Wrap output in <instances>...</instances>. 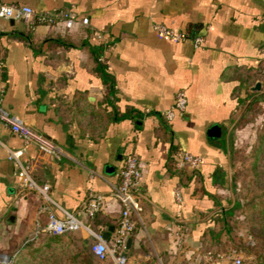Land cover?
<instances>
[{
  "label": "crops",
  "instance_id": "1",
  "mask_svg": "<svg viewBox=\"0 0 264 264\" xmlns=\"http://www.w3.org/2000/svg\"><path fill=\"white\" fill-rule=\"evenodd\" d=\"M0 2L76 18L67 29L60 21L33 25L0 16L3 105L65 154H43L0 124V253L35 231L41 204L33 191L20 195L7 147H25L22 159L50 184L52 198L93 229L110 222L109 236L121 217L113 186L133 151L143 183L126 264H214L208 250L218 251L222 264L237 256L241 264H264L244 249L254 242L244 224L232 225L230 210L237 198L233 154L244 132L236 120L264 88V0ZM155 23L205 38L195 47L192 37L172 40ZM181 89L186 110L166 121ZM213 123L219 137L210 135ZM181 150L201 164L180 167ZM99 195L101 221L94 223L82 205Z\"/></svg>",
  "mask_w": 264,
  "mask_h": 264
},
{
  "label": "built area",
  "instance_id": "2",
  "mask_svg": "<svg viewBox=\"0 0 264 264\" xmlns=\"http://www.w3.org/2000/svg\"><path fill=\"white\" fill-rule=\"evenodd\" d=\"M0 16L15 20L21 19L33 25L60 21L67 29H70L76 22V18L67 11L57 10L55 12L43 11L42 13H38L29 5H7V3L2 2H0ZM80 21L88 25L89 19L84 16ZM154 27L161 34L172 40L192 37L187 31L176 30L175 28L165 26L163 23H155ZM204 38L205 36L202 34L192 37L193 45L199 47ZM3 65L4 61L0 59V75L3 71ZM3 91H5V88L0 85V124L6 126L11 133L24 139L25 144H34L39 152L43 154L47 153L57 159L62 158L65 154L56 141L34 130L20 115L18 116L10 112L3 105ZM186 105L187 97L185 92L182 89L178 90L173 104L164 111L165 120H172L176 116L177 111L186 110ZM24 149L25 147L16 150L7 147L9 159L17 169L16 173L19 178L18 191L20 195L33 191L41 202L36 215V229L26 241L39 234H63L82 229L86 232L87 236L93 239L92 252L95 256L107 258L110 264H126L127 256H124L127 244L126 238L135 229L136 214L141 210L140 196L142 195L143 172L138 155L133 151L127 153L124 158V165L119 170L118 180L113 186L112 196L120 206L121 217L111 236L105 238L103 233L107 231V227L100 226L97 229H93L83 222V219L78 216L76 211H69L63 208L52 198L50 184L48 182H39L34 177L33 165L22 159L21 156ZM179 155L178 164L180 167L190 166L192 169H196L202 162L199 156L193 155L186 150H181ZM181 195V190L178 189L175 195L176 199L180 200ZM82 206L87 216L94 218V215L100 211V195L88 202L86 201ZM42 214H45L47 217V221L44 224L41 223ZM182 235H184V231L180 233V236ZM205 256L214 264H222V256L218 251L208 250ZM9 261L10 257L7 253H0V264H7ZM241 263V258L237 256L233 257L227 264Z\"/></svg>",
  "mask_w": 264,
  "mask_h": 264
},
{
  "label": "trees",
  "instance_id": "3",
  "mask_svg": "<svg viewBox=\"0 0 264 264\" xmlns=\"http://www.w3.org/2000/svg\"><path fill=\"white\" fill-rule=\"evenodd\" d=\"M261 136L257 146L255 147V162L252 165L254 169L253 181L258 187L253 192H248L244 195V204L236 198L234 204L231 206V212H236L240 208V213L245 216L244 223L247 225L248 234L250 239L254 242L251 246H246L244 249L247 252H254L257 255V260L264 263V164H258L260 154L264 155V127L261 131ZM94 223H99L101 221L99 212L94 215ZM107 228L110 222H105ZM73 232H67L63 234H52L44 238L45 234H39L32 239L24 242L25 246L34 245V241L39 238H44V242L49 246V253L42 260L41 264H98L96 262L97 256L92 252L94 245L93 239H91L87 234L82 235L83 237H78V240L82 243L79 244L75 240V235ZM101 261H110L107 258L99 259Z\"/></svg>",
  "mask_w": 264,
  "mask_h": 264
},
{
  "label": "rangeland",
  "instance_id": "4",
  "mask_svg": "<svg viewBox=\"0 0 264 264\" xmlns=\"http://www.w3.org/2000/svg\"><path fill=\"white\" fill-rule=\"evenodd\" d=\"M239 116L236 120L237 126H242L244 132L242 135V141L239 146L234 149L233 161H234V187L236 190L235 196L240 202L244 204V195L253 192L258 188L253 181L254 167L252 165L255 162L256 154L255 147L257 142H259L261 131L264 127V88L262 92L254 98L246 106H242ZM259 160L258 164H264V155L260 154L257 157ZM240 208L237 209L236 215L232 218V225L236 228L244 224L246 231L248 233L247 225L244 223L245 216L242 218L240 214ZM244 215V214H243ZM241 230V227L238 229ZM76 242L82 244L78 237H83L80 230H76L73 233ZM50 234L44 235L48 237ZM249 235V234H248ZM44 238H39L34 241V245L25 246L22 244L19 248L15 250L8 251L7 254L10 257V261L7 264H41L42 260L48 255L50 249L49 246L44 242ZM252 246V245H251ZM99 257H97L96 262L100 264ZM101 264H107V261H101Z\"/></svg>",
  "mask_w": 264,
  "mask_h": 264
},
{
  "label": "water",
  "instance_id": "5",
  "mask_svg": "<svg viewBox=\"0 0 264 264\" xmlns=\"http://www.w3.org/2000/svg\"><path fill=\"white\" fill-rule=\"evenodd\" d=\"M262 87V83L259 82V81H256V84L254 86V89L255 90H260ZM209 132H210V135L212 136H220V132H221V127L217 124V123H213L210 127H209ZM113 225H110L109 226V229L107 231H105L103 233V236L105 238H108L109 236V231L110 230H113ZM126 241H127V244H126V248H125V252H124V256H127V252L128 250L130 249V247H132V244H133V241H132V237L131 236H128L126 238Z\"/></svg>",
  "mask_w": 264,
  "mask_h": 264
}]
</instances>
